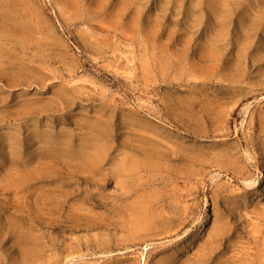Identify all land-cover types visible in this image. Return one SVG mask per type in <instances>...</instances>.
I'll return each instance as SVG.
<instances>
[{"label": "rangeland", "instance_id": "1", "mask_svg": "<svg viewBox=\"0 0 264 264\" xmlns=\"http://www.w3.org/2000/svg\"><path fill=\"white\" fill-rule=\"evenodd\" d=\"M0 264H264V0H0Z\"/></svg>", "mask_w": 264, "mask_h": 264}, {"label": "bare ground", "instance_id": "2", "mask_svg": "<svg viewBox=\"0 0 264 264\" xmlns=\"http://www.w3.org/2000/svg\"><path fill=\"white\" fill-rule=\"evenodd\" d=\"M13 30H14V28H13ZM13 32V31H12ZM17 33V32H16Z\"/></svg>", "mask_w": 264, "mask_h": 264}]
</instances>
